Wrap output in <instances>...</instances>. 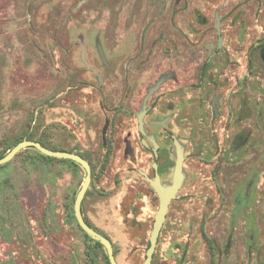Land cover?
<instances>
[{
  "label": "rangeland",
  "instance_id": "rangeland-1",
  "mask_svg": "<svg viewBox=\"0 0 264 264\" xmlns=\"http://www.w3.org/2000/svg\"><path fill=\"white\" fill-rule=\"evenodd\" d=\"M178 1L0 0V155L31 133L50 147L86 158L94 183L83 211L112 242L118 264L143 263L153 220L147 198L137 196L134 168L122 158L120 140L125 132L135 135L129 122L123 129L110 128L108 135L120 140H112L108 158L103 155L105 119L113 115L123 79L119 67L142 73L140 82L146 83L158 67L164 71V40L182 39L178 31H184L186 39L201 40V45L214 41L216 14L223 19L222 36L235 60L244 61L248 51L254 63L264 44V0L258 5L259 0ZM97 41L113 73L102 67ZM82 47L93 70L81 61ZM147 62L157 65L152 69ZM236 65V72L243 71ZM94 71L104 78L103 85ZM99 89L107 95L106 112L99 106ZM251 89L258 99L264 87L253 78ZM201 115L195 110L188 115L186 133L192 152L205 148L210 154L209 129L196 122ZM135 149L143 157L138 145ZM22 151L0 170V264H106L105 249L85 237L73 220L84 170ZM136 167L146 170L139 163ZM165 239L159 241L153 264H166ZM170 262L178 264V254Z\"/></svg>",
  "mask_w": 264,
  "mask_h": 264
},
{
  "label": "flooded vegetation",
  "instance_id": "flooded-vegetation-1",
  "mask_svg": "<svg viewBox=\"0 0 264 264\" xmlns=\"http://www.w3.org/2000/svg\"><path fill=\"white\" fill-rule=\"evenodd\" d=\"M214 20V41L201 45V40L186 39L184 31H178L182 39L164 40V71L158 67L146 83L140 82L142 73L119 67L123 79L114 97L113 115L105 119L102 147L107 151L103 155L108 158L112 140H120L116 134L108 135L110 128L123 129L129 122L135 135L125 132L120 140L122 158L134 168L138 198L145 195L153 209L152 224L160 204L156 188L167 190L177 182L156 245L162 237L169 240L166 264L174 263L170 262L174 254L179 256L178 264H264V89H258L263 91L258 99L251 96V79H259L264 87V44L254 63L248 51L244 61L235 60L222 36V17L216 14ZM190 31L197 35L195 29ZM96 48L102 67L113 73L98 41ZM235 62L243 71H235ZM145 64L152 69L157 65ZM99 93V106L106 112L107 95L102 89ZM193 110L203 113L196 122L209 129L210 154L205 148L191 151L186 125ZM175 123L178 132L171 128ZM135 145L143 157L136 155ZM138 163L146 170L136 167ZM92 173L91 167L90 185ZM87 194L81 208L84 221L109 240L84 214Z\"/></svg>",
  "mask_w": 264,
  "mask_h": 264
},
{
  "label": "water",
  "instance_id": "water-1",
  "mask_svg": "<svg viewBox=\"0 0 264 264\" xmlns=\"http://www.w3.org/2000/svg\"><path fill=\"white\" fill-rule=\"evenodd\" d=\"M262 56L264 58V50L262 52ZM81 61L88 69L93 70L85 60L84 47H82ZM94 72L96 73L97 77L100 79V82H101V76L96 71ZM106 128L107 127H105L102 132L104 144H105ZM28 148L35 149L40 154L46 157L55 158L58 160L72 161L78 164L84 170L85 176L83 178V181L80 185V189L77 192L74 202H73V214H74L75 220L78 226L81 228V230L88 237H90L92 240L96 242H99V244L105 249L109 264H117L115 257H114L113 247H112L111 242L107 238L103 237L102 235L95 232L92 228H90L85 223L82 212H81V205H82L84 196L91 183V167L88 161L83 159L82 157H80L79 155L75 153H70L67 151H54V150L47 149L46 147L42 146L39 142L23 140L19 142L17 145H15L4 157L0 159V166L9 163L20 151L28 149ZM178 169H179V163L177 167V172H178ZM176 188H177V182H175L172 188H169L167 190H160L159 188H156L159 194L160 204H159L158 211L155 215L154 222L152 224V229L149 235L148 243H147L145 254H144V260L142 264L152 263L155 248L157 245L158 236H159L160 230L165 220V215L168 209L169 201L171 200V198H173Z\"/></svg>",
  "mask_w": 264,
  "mask_h": 264
},
{
  "label": "trees",
  "instance_id": "trees-1",
  "mask_svg": "<svg viewBox=\"0 0 264 264\" xmlns=\"http://www.w3.org/2000/svg\"><path fill=\"white\" fill-rule=\"evenodd\" d=\"M23 140H29V141H35V142H39L42 146H44V147H46L47 149H50V150H54V151H67V152H70V153H75V154H77V155H79L80 157H82L83 159H85L86 160V158H84L81 154H78V153H76V152H74V150H63V149H57V148H53V147H50V146H48L45 142H43L42 140H40V139H38V138H36V136H35V134H31V133H27L26 135H25V137H21L20 139H18V140H16V141H14L13 142V144L12 145H9L7 148H6V150H5V152L3 153V154H1L0 155V159L2 158V157H4L15 145H17L19 142H21V141H23ZM104 150H105V148L106 147H102ZM26 150H32L35 154H36V156L38 157L37 159H42V160H44V161H46V162H50V161H60V160H57V159H55V158H50V157H46V156H43V155H41L38 151H36V150H34V149H31V148H28V149H26ZM23 151H20L19 153H22ZM62 162H67L68 164H70V165H73V166H78V167H80L78 164H76V163H74V162H72V161H68V160H61ZM7 165V164H6ZM6 165H4V166H0V170H2ZM103 168H104V166H103ZM73 213V212H72ZM73 220H75V217H74V214H73ZM75 222H76V220H75ZM76 225H77V227L79 228V230L82 232V234L85 236V237H87L88 239H90V240H92L90 237H88L82 230H81V228L78 226V224H77V222H76ZM92 241H94V240H92ZM98 246H100V247H102L100 244H99V242H96V241H94ZM103 248V247H102ZM105 260H106V264H109V262H108V258H107V256H105Z\"/></svg>",
  "mask_w": 264,
  "mask_h": 264
}]
</instances>
